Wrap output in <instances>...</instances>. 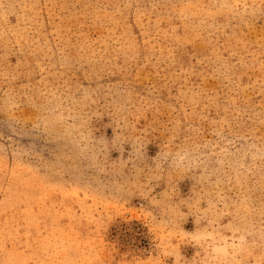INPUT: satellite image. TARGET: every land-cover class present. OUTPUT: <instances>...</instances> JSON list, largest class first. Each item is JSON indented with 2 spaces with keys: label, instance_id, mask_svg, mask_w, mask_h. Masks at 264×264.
I'll return each mask as SVG.
<instances>
[{
  "label": "rangeland",
  "instance_id": "1",
  "mask_svg": "<svg viewBox=\"0 0 264 264\" xmlns=\"http://www.w3.org/2000/svg\"><path fill=\"white\" fill-rule=\"evenodd\" d=\"M0 264H264V0H0Z\"/></svg>",
  "mask_w": 264,
  "mask_h": 264
}]
</instances>
